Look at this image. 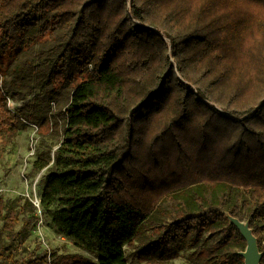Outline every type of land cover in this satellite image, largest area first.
Segmentation results:
<instances>
[{
	"label": "trees",
	"instance_id": "1",
	"mask_svg": "<svg viewBox=\"0 0 264 264\" xmlns=\"http://www.w3.org/2000/svg\"><path fill=\"white\" fill-rule=\"evenodd\" d=\"M38 36L19 73L36 68L47 106L65 96L48 114L57 147L34 164H50L40 205L97 260L18 261L0 243V264L163 259L204 231L245 241L231 219L247 224L264 264V0H0V54ZM32 115L0 98V127ZM194 186L222 190L214 200L194 193L188 210L182 196ZM29 208L6 201L10 242L26 237L15 226Z\"/></svg>",
	"mask_w": 264,
	"mask_h": 264
},
{
	"label": "rangeland",
	"instance_id": "2",
	"mask_svg": "<svg viewBox=\"0 0 264 264\" xmlns=\"http://www.w3.org/2000/svg\"><path fill=\"white\" fill-rule=\"evenodd\" d=\"M44 38L38 36L31 48L16 43L0 54V98L6 99L12 111L29 104L33 115L39 116L44 122L40 123L32 115L30 119L14 124L13 128L12 123L0 127V243L4 245V251H12L18 261L46 252L47 255L52 254L55 261L83 259L96 262L97 256L94 253L76 246L48 225V219L40 205L44 175L50 164L41 169H36L34 164L43 152L50 151L52 154L57 147L59 123L54 125L48 114L62 106L65 96L59 94L58 101L47 106L43 93L48 88L40 84L36 68H32L25 77L22 72L19 73V69L28 67L31 59H35ZM55 86V89L59 87ZM10 87L12 89H8ZM36 101H40V107ZM221 190V187L206 189L194 186L187 189L182 198L189 206L185 207L194 210V193L204 194L214 200ZM6 201H17L20 205L29 201L33 204V212L29 208L21 213L15 226L16 231H26V237L14 242H10L6 233L1 230ZM53 209L54 207L49 208L50 211ZM223 233L220 230L214 234L204 231L199 239L190 238L176 243L163 259L131 258L127 264H236L237 260H231L228 252H243L246 242L228 234L222 239ZM125 252L130 254L131 249L126 248ZM242 259L244 260L243 257Z\"/></svg>",
	"mask_w": 264,
	"mask_h": 264
},
{
	"label": "water",
	"instance_id": "3",
	"mask_svg": "<svg viewBox=\"0 0 264 264\" xmlns=\"http://www.w3.org/2000/svg\"><path fill=\"white\" fill-rule=\"evenodd\" d=\"M230 221L237 227L246 242L244 251L239 253L244 258V264H259L261 253L257 249L256 240L250 232V229L247 227V224H243L241 221L236 219H231ZM240 224H243L247 228L249 237H247V235L242 231Z\"/></svg>",
	"mask_w": 264,
	"mask_h": 264
},
{
	"label": "bare ground",
	"instance_id": "4",
	"mask_svg": "<svg viewBox=\"0 0 264 264\" xmlns=\"http://www.w3.org/2000/svg\"><path fill=\"white\" fill-rule=\"evenodd\" d=\"M240 225H241L242 231L247 235V237H249V234L247 232V228L243 224H240Z\"/></svg>",
	"mask_w": 264,
	"mask_h": 264
},
{
	"label": "built area",
	"instance_id": "5",
	"mask_svg": "<svg viewBox=\"0 0 264 264\" xmlns=\"http://www.w3.org/2000/svg\"><path fill=\"white\" fill-rule=\"evenodd\" d=\"M48 261H49V259H48ZM47 264H49V262Z\"/></svg>",
	"mask_w": 264,
	"mask_h": 264
}]
</instances>
